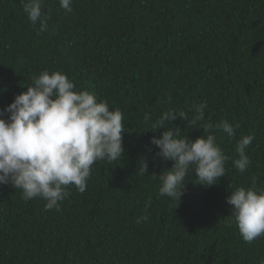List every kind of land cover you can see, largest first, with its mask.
I'll return each instance as SVG.
<instances>
[{
  "label": "trees",
  "instance_id": "trees-1",
  "mask_svg": "<svg viewBox=\"0 0 264 264\" xmlns=\"http://www.w3.org/2000/svg\"><path fill=\"white\" fill-rule=\"evenodd\" d=\"M72 8L45 0L51 19L38 35L20 0H0V110L33 76L60 71L122 111L124 154L96 162L87 190L70 188L60 211L0 185V264H264V236L245 242L226 203L254 177L264 187V0H73ZM202 101L204 121L166 128L195 140L208 122L238 125L235 137L214 130L226 176L205 187L190 172L180 201L160 196L158 176L173 162L156 155L150 141L164 129L152 124L169 110L190 119ZM243 135L254 140L240 173L232 161Z\"/></svg>",
  "mask_w": 264,
  "mask_h": 264
},
{
  "label": "clouds",
  "instance_id": "clouds-1",
  "mask_svg": "<svg viewBox=\"0 0 264 264\" xmlns=\"http://www.w3.org/2000/svg\"><path fill=\"white\" fill-rule=\"evenodd\" d=\"M20 2L30 23H39L37 34L48 31L51 16L45 11V0ZM72 3L73 0H59L60 8L69 13L73 11ZM32 81L27 91L0 110V185L19 189L25 201L44 200L46 212L60 211L62 202L71 195L70 188L81 194L87 190L96 162L112 163L123 156V113L119 108L110 110L106 100L98 101L89 90H77L75 83L60 71L44 70ZM206 107L207 101L193 104L190 119L184 110L165 111L153 122V132L164 130L150 143L159 149L158 157L173 162L171 169L158 176L160 196L180 201L190 172L205 187L226 176L228 157L217 143L214 130L235 137L238 125L227 120L215 125L208 122L202 129L209 134L195 140L181 136L178 126L166 128L178 119L187 121V127L197 125L204 121ZM4 113H8L6 119L2 118ZM144 119L150 116L146 114ZM253 140L252 135H243L236 143L238 158L232 164L240 173L251 165L247 150ZM142 171H147L144 163ZM230 192L226 203L231 206V222L242 239L251 243L264 236V187H258L254 177L250 186L235 187ZM148 220L145 214L137 223Z\"/></svg>",
  "mask_w": 264,
  "mask_h": 264
}]
</instances>
